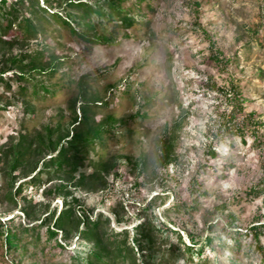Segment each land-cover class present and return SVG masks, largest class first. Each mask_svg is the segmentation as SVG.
Here are the masks:
<instances>
[{"label": "rangeland", "instance_id": "1", "mask_svg": "<svg viewBox=\"0 0 264 264\" xmlns=\"http://www.w3.org/2000/svg\"><path fill=\"white\" fill-rule=\"evenodd\" d=\"M135 1L127 0L124 6L136 12ZM188 1H199V11ZM57 4L53 11L60 9ZM142 7L148 12L146 21L128 29L94 17L99 33L111 38L105 44L85 42L52 19L46 32L30 39L16 24L5 28L4 39L13 44L0 46V71L12 54L42 51L45 61L52 56L60 61L52 74L40 75L54 94L34 96L30 85L23 97L17 89L26 81L19 84L15 70L0 74V218L6 221L14 216L13 225L18 227L39 223L49 213L58 214L64 196L76 197L79 210L91 217L100 212L110 217L108 230L128 229V243L133 244L139 224L154 225L152 249L136 251L140 262L151 253L149 264H264V233L262 251L251 236L240 237L239 251L234 231L264 223V192L260 197L247 194L254 186L264 188V24L259 27L264 0H145ZM21 11L27 13L22 6ZM217 52L229 59L227 65L213 60ZM83 77H88L91 99L107 100L95 108L97 122L109 115L124 120L139 108L146 115L135 117L114 137H106L95 151H83L87 159L94 155L107 162L105 186L102 178L87 176L79 182V173L93 171L91 161L73 178L56 176L40 187L25 183L11 199L19 183L34 172L25 176L27 172L18 169L9 174L4 148L22 133L31 137L28 145L36 149L37 137L46 133V127L61 124V132L70 128L72 102H76L77 116L82 113L79 81ZM212 82L228 94L231 83H239L245 112L254 114L250 121L238 117L244 137L214 136L218 113L230 111L232 103L224 92L211 90ZM162 140L172 144L171 159L165 165L154 158ZM210 146L215 156L208 152ZM29 158L32 162L26 161L27 166L40 155L33 152ZM60 182L66 185L61 195L43 191ZM157 195L168 196L167 202L145 208ZM173 204L178 209L165 214ZM24 205L32 211L31 219L21 210ZM228 213L237 220L232 222ZM163 223L179 230L188 244L190 235L200 244L208 235L215 236V241L207 246L204 258L195 255L189 260L176 235L162 231ZM40 233L38 245L23 238L17 254L8 253L0 237V264H69L73 255L85 256L92 247L91 241L78 236L67 243L60 235L49 241L46 227Z\"/></svg>", "mask_w": 264, "mask_h": 264}, {"label": "trees", "instance_id": "2", "mask_svg": "<svg viewBox=\"0 0 264 264\" xmlns=\"http://www.w3.org/2000/svg\"><path fill=\"white\" fill-rule=\"evenodd\" d=\"M127 0H0V46L4 47L5 44L12 46V42L4 39L5 28L17 25L23 29L26 38H35L39 32H46L48 30V23L54 20L67 26L73 34L85 42L91 44H105L110 42L111 38L105 34L99 33L94 17L102 18L107 22H113L116 25L122 26L126 29L131 28L137 21L145 22L148 12L143 10L142 3L145 0H136V12L133 8H126L124 3ZM55 2L59 6V10L53 11ZM192 9L196 12L199 11L201 3L199 1H188ZM21 6L25 8L26 14L21 11ZM149 7V5H148ZM65 12V14H63ZM263 20L259 23L263 26ZM259 30H254L253 33L257 34ZM9 47V48H10ZM214 61L221 66L228 64V60L223 56V53L217 52L212 55ZM8 65L1 69L0 74L9 70H15L17 82L26 81L24 85H18L17 92L23 97L27 96L29 86L32 85V94L39 96L41 93L54 94L52 85L47 84L45 80L40 79L42 74H52L60 59L58 57H50L48 61L44 60L42 51L36 53H20L11 55L8 58ZM2 79V78H0ZM210 85L211 90L218 89L224 92L232 103L230 111H221L218 113L217 121V134L214 136H229L244 134V125L237 122L238 117L243 115L250 121L254 114H246L243 107V97H241L239 83H231L232 91L227 93L226 90L217 86V83L212 82ZM10 86V82H8ZM80 86V105L82 113L78 117L76 114V102H72V109L74 115L70 122L71 127L61 132V124L56 128L46 127V133L40 134L37 137V146L34 149L33 144L28 145V141L32 140L28 134H20L17 141L4 148L3 154L7 158L9 167V174H12L18 169L26 171L28 176L30 172L34 174L27 180L19 183L11 194V199L14 200L15 194H20L23 190L25 183L32 184L40 187L44 183L53 181L56 176L69 175L76 176L83 167L91 163L93 171L86 175L85 172L79 173V182L83 183L87 176L92 179L102 178V185L106 184V176L103 175L107 172V162L102 159H97L93 155L91 159H87L83 154L85 149L95 151L96 147L101 146L105 138L110 136L114 137L118 129H122L129 125V122L137 116H146L140 114V108L135 114L124 120H118L114 116L109 115L104 117L99 122L95 120V113L97 107L105 105L107 100L96 99L98 96H89L90 84L88 77H83L79 81ZM93 99H96L92 101ZM150 103L147 101L148 104ZM27 110V109H26ZM246 124V123H245ZM260 124V123H259ZM213 132V131H212ZM257 132V131H256ZM257 139V137H256ZM260 141V140H259ZM172 144L162 140L159 147L154 152V158L159 165H165L171 159ZM33 152H38L40 158L36 159L31 166L26 165V161L31 163L29 158ZM208 152L215 156L217 153L211 146ZM30 159V160H29ZM41 160L42 166L38 168V162ZM88 163L86 164V162ZM145 161V160H143ZM143 163V162H142ZM15 178V175H13ZM12 187L14 182L11 183ZM66 185L59 183L50 188H45L43 191L49 193L52 190L55 194L61 195L63 188ZM264 192V188L259 186L252 187L247 194L251 197H260ZM67 196V194H66ZM168 196H153L145 206V208L152 209L167 202ZM78 199L72 197L67 200L64 196L63 205L58 214H47L44 219L39 223L31 225L15 226L14 216L3 221L0 218V237L3 238L6 251L8 253L17 254L23 247V238L28 242H34L38 245L41 241V229L46 227L47 239L53 240L60 235V239L67 243L74 236H78L84 240L92 242V247L85 256L80 253L73 255L69 264H149L152 256L145 255V259L140 262L137 259L136 251L147 253V250L152 249L154 242V225L143 222L137 226V234L133 238V244L128 243L129 233L128 229L115 231L114 229L108 230L110 226V217L104 215L103 212L98 213L96 217H91L86 210L78 209ZM178 209L176 204L164 210ZM21 210L24 212L27 219L32 218V211L27 206H22ZM232 222L237 220V217L228 213ZM118 221L121 219L117 218ZM213 226V225H212ZM171 234H175L179 243L183 246V250L188 254V259L192 260L196 255L199 258H204L207 246L215 241V236L208 235L200 244L193 235H190L191 243L188 244L183 239V235L179 230L173 229L167 224L163 223V230ZM235 234V245L237 250H241L242 243L241 236H251L254 246L262 251L261 235L264 233V223L254 224L246 228V231L237 228ZM138 245L135 246L134 244ZM57 245L65 247V245L57 241ZM136 248V249H135ZM172 254L175 255V248L170 245ZM179 249H181L179 247ZM146 251V252H143ZM206 259V258H205ZM262 259L264 260V251L262 252ZM207 260V259H206ZM38 264V263H34Z\"/></svg>", "mask_w": 264, "mask_h": 264}]
</instances>
